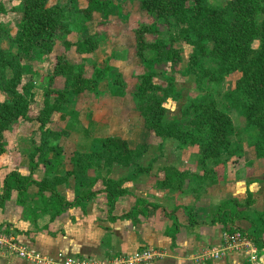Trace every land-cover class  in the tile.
<instances>
[{
  "label": "trees",
  "instance_id": "1",
  "mask_svg": "<svg viewBox=\"0 0 264 264\" xmlns=\"http://www.w3.org/2000/svg\"><path fill=\"white\" fill-rule=\"evenodd\" d=\"M18 1L21 19L17 28L5 26L0 21V92L4 95V99L0 100V157L7 152L9 139L18 123L31 119L29 110L34 102L36 85L32 62L39 54H53L58 44L64 46V51L56 58L37 115L32 118L39 125L32 134L31 149L27 153L31 173H8L0 190V199L8 198L16 190L18 201L23 202L25 193L35 184L40 193L51 192L49 197L42 196V206L37 211L46 213L52 210V218L74 205L93 199L99 193L106 194L109 218L113 221L118 218L138 221L139 215L148 216L158 208L173 216L178 208L170 213L158 203L142 198H137L135 205L122 215H116L113 212L118 199L131 194L124 185L128 179H113L104 175L101 177L102 187L98 188L97 180L88 175L89 169H109L114 164L131 168L133 176L150 174L157 157L151 159L148 165L139 162L149 150L147 141L132 147L122 136L107 135L96 138L98 148L88 152L74 150L70 156H66V147L60 142L66 134L65 130L48 126L56 114L65 117L72 96L83 91L98 92L101 82L107 77L108 65L104 68L95 66L89 75L85 63L71 60L68 53L72 51L76 56H84L94 52L98 37L89 32V23L95 13L108 20L111 15L120 12L118 6L110 0ZM140 3L152 18V22H141L133 30L136 55L144 67L149 68L138 75L133 91L144 128L153 131L162 139V143L173 138L181 144L198 145L197 161L203 170L202 174H198L165 165L162 168L164 176L156 186L166 190H182L187 181H194L198 185L193 184L190 189L199 193L205 186L217 182L215 170L223 162V152L233 151L230 139L235 130L233 120L215 99L207 97L190 101L184 107L181 119L167 120L165 103L178 100L181 94L173 76H168L164 85L155 83L153 79L156 73L152 68L167 60L173 69L177 68L182 58L181 48L176 41L184 39L193 46L186 73L196 74L203 81L207 79L219 83L226 74L239 70L242 76L237 80L236 88L229 90L226 97L232 107L241 111L247 124L256 127L254 148L258 157L264 156V0H229L224 5H212L210 0H140ZM1 9L3 4H0ZM160 20L176 28L169 39L160 36ZM257 41L259 44L255 47ZM4 42L8 43L7 47L3 45ZM207 59L215 66H205L204 60ZM56 77L63 78L62 87L55 86ZM115 81L120 83L115 94L126 93L119 75ZM65 158L72 164L69 168L65 167ZM41 166L45 168V176L36 180L33 173ZM69 182L74 186L73 201L56 191L57 185ZM251 203V196L244 203L225 201L220 204L211 222L250 221L255 231L249 233L251 238L262 243L258 238L261 231L258 221L264 226V213L253 220L242 210ZM229 205H233L232 209L226 212L225 208ZM188 213L189 227L193 230L202 222L194 218L191 209H188ZM179 227L176 221L166 233L174 238ZM243 228L246 230L245 224L240 226L241 230Z\"/></svg>",
  "mask_w": 264,
  "mask_h": 264
},
{
  "label": "rangeland",
  "instance_id": "2",
  "mask_svg": "<svg viewBox=\"0 0 264 264\" xmlns=\"http://www.w3.org/2000/svg\"><path fill=\"white\" fill-rule=\"evenodd\" d=\"M85 1L81 0V2ZM110 1L118 6L120 12L111 15L108 20H105L99 13H95L89 23V32L98 37L95 51L84 56H76L72 51L68 53L71 60L85 63L87 74L91 75L95 66L104 68L108 65V75L101 82L98 92L83 91L72 96L67 104L65 117L61 118L56 114L48 126L55 130H65L66 134L61 137L60 142L66 147V156H70L74 150L88 152L98 148L99 144L96 142V138L107 135H119L127 139L132 147L147 141L149 150L145 154V158L148 159L149 156L153 155L159 156L160 159L157 164L174 161L178 165L188 168L191 172L202 174L203 170L197 161L198 145L181 144L173 138H168L162 143V139L153 131L144 128L143 117L137 109V100L133 95V91L137 84L138 75L148 71L149 68H145L136 55L133 30L141 22H152V18L141 8L140 0ZM228 1L210 0V3L212 5H224ZM0 4H3V9L0 11V21L5 26H11L13 29L17 28L21 19V14L17 9L19 1L0 0ZM158 27L161 31L160 36L165 39H169V36L176 32L174 26L167 24L163 20L158 22ZM258 44L259 42L257 41L254 46L256 47ZM3 45L7 47L8 43L4 42ZM176 45L181 48L182 58L177 68L173 69L168 60L157 63L152 68V71L156 73L153 79L155 83L164 85L167 82V77L173 76L175 86L181 94L178 100H168L165 103L167 108L166 119H181L184 107L192 100H200L204 97L215 99L220 107L231 116L235 126L234 133L230 136L233 151L231 153L223 152V162L215 170L217 173L216 183L223 182L227 166L231 169L235 167L239 172V169L241 170V168L245 167L244 162L246 159L251 161L257 158L255 160L256 165L251 166L253 169L250 172L252 175L262 174V170L264 171V156L258 157L254 148L256 127L248 125L241 111L232 107L226 97V93L229 90L236 88L237 80L242 76V73L239 70L232 71L226 74L219 83H214L207 79L204 81L198 79L196 74L186 73L193 46L184 39L177 40ZM14 50H16L15 47ZM55 50L49 56L43 53L39 54L32 62L33 70L35 71L33 78L36 85L34 88V102L29 110L31 119L21 120V124L19 122L14 133H12V151H28L29 146H31L30 139L33 137L32 134L37 131L39 125L32 118L37 115L43 90L47 86L49 76L54 70L56 58L64 51V46L58 44ZM204 65L213 67L215 63L207 59L206 61L204 60ZM118 75L126 88V93L124 94H115L114 92L116 88L120 87V83L115 81ZM62 81V77H56L55 86L62 87ZM2 99H4V95L0 92V100ZM143 157L139 162L147 165L149 160L146 159L145 161ZM8 161L7 157L0 159V163L5 162L6 164ZM64 164L66 168L72 166L68 162V158H65ZM153 171L157 173L155 175L142 174L133 176L131 168L114 164L109 169L106 167L89 169L88 175L97 180L96 187L102 186L101 177L104 175L113 179L127 178L128 180L124 182V185L130 191L140 194L146 190L144 186L154 182L156 184L164 176V172L162 173L163 175H160L163 171L162 169L157 167L154 169L153 167ZM228 171L227 174L229 173ZM240 175H243L241 171ZM150 176L153 177L150 178ZM186 184L190 187L193 184L198 185V182L187 181ZM224 233L225 231H223Z\"/></svg>",
  "mask_w": 264,
  "mask_h": 264
},
{
  "label": "crops",
  "instance_id": "3",
  "mask_svg": "<svg viewBox=\"0 0 264 264\" xmlns=\"http://www.w3.org/2000/svg\"><path fill=\"white\" fill-rule=\"evenodd\" d=\"M12 140L13 137L9 139L7 152L0 157V159L7 157L9 160L6 164L0 163V173H2L0 190L5 176L11 171H18L22 175L31 173L27 159L31 146L28 151H12ZM155 157L157 160L153 163L151 173L145 175H155L157 172L153 171V167L162 169L165 165H174L181 170H188L174 161L157 164L159 156L153 155L147 159L144 155L143 158L150 162ZM256 159L251 161L246 159L245 167L239 169V172L235 167L231 169L227 166L223 182L206 186L199 193L192 191L187 184L182 190H166L158 188L155 182L144 186L146 189L144 193L130 191L131 194L118 199L114 214L120 216L128 211L135 205L137 198L158 203L170 213L178 208L173 216L167 215L158 208L148 216L139 215L138 221L128 218L111 220L105 193H99L93 199L74 205L52 218V210L46 213L37 211L42 206V196L49 197L51 192L44 191L42 194L39 187L32 184L25 193L23 202L18 201L16 190H13L8 198L0 199V229L12 231L24 244L51 254L63 252L68 256L87 254L94 257H106L150 246L165 252V255L153 264H252L248 249L228 252L219 259L198 261L195 256L210 247L220 246L223 231L234 227L240 228L245 224L246 230L244 228L242 230L248 234L255 233L250 221L212 223L211 220L218 213L221 203L228 200L244 203L250 196L252 203L245 209L242 208L244 213L253 220H257L264 213V171L262 170V174L259 175H252L250 172L253 169L251 166L256 165ZM240 171L243 175H240ZM45 173V168L41 166L33 173V178L41 180ZM162 173L163 171L160 175H163ZM56 191L67 200H74L75 191L72 182L57 185ZM232 206L226 207V212H229ZM188 209L192 210L195 219L202 222L193 230L189 227ZM176 221L180 227L173 238L166 231L172 229ZM258 228L261 230L258 238L262 240V243H257L255 240L254 243L258 254L262 256L258 264H264V226L261 221H258ZM0 264L31 263L15 256L0 255Z\"/></svg>",
  "mask_w": 264,
  "mask_h": 264
},
{
  "label": "built area",
  "instance_id": "4",
  "mask_svg": "<svg viewBox=\"0 0 264 264\" xmlns=\"http://www.w3.org/2000/svg\"><path fill=\"white\" fill-rule=\"evenodd\" d=\"M249 250L252 264H258L259 255L254 240L240 228H232L223 234L220 246L210 247L196 255V260L219 259L231 251ZM0 255L15 256L31 264H153L162 258L165 252L161 249L144 246L133 252H121L106 257H94L87 254L68 256L63 252L46 253L34 249L23 242L11 231L0 229Z\"/></svg>",
  "mask_w": 264,
  "mask_h": 264
}]
</instances>
